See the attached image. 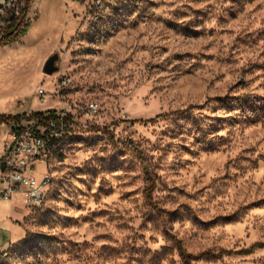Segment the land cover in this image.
Wrapping results in <instances>:
<instances>
[{
    "label": "rangeland",
    "instance_id": "374dc122",
    "mask_svg": "<svg viewBox=\"0 0 264 264\" xmlns=\"http://www.w3.org/2000/svg\"><path fill=\"white\" fill-rule=\"evenodd\" d=\"M27 3L28 32L0 47V115L75 116L27 172L54 181L0 230V264H264V0ZM18 12L0 0V28Z\"/></svg>",
    "mask_w": 264,
    "mask_h": 264
},
{
    "label": "built area",
    "instance_id": "2783aa9c",
    "mask_svg": "<svg viewBox=\"0 0 264 264\" xmlns=\"http://www.w3.org/2000/svg\"><path fill=\"white\" fill-rule=\"evenodd\" d=\"M3 6L15 8L19 0H2ZM65 86L67 81L63 80ZM59 89L61 84L58 85ZM36 94L41 104H47L53 94L38 87ZM59 94V93H57ZM56 95V94H55ZM25 101L21 102V106ZM87 116L98 114L96 105L90 104L82 109ZM75 114L66 111L44 112L40 119H33L30 125L11 124L9 139L5 141L0 162V203L22 195L29 210L45 206V196L49 193L54 176L47 171L40 179L27 176L35 171L39 163L47 164L52 152H61L62 135L70 133Z\"/></svg>",
    "mask_w": 264,
    "mask_h": 264
},
{
    "label": "trees",
    "instance_id": "16d2710c",
    "mask_svg": "<svg viewBox=\"0 0 264 264\" xmlns=\"http://www.w3.org/2000/svg\"><path fill=\"white\" fill-rule=\"evenodd\" d=\"M19 1H20V3H18V5L14 8V9H17L19 11L18 16L16 17V24H14L13 26H10L4 30L0 28V32L2 34V37L0 39V47L7 46V45L12 44L15 41H17L20 37L24 36L28 32V30L31 26L29 22L24 23V21L27 17V14H28V9H29V5L27 3V0H26V2H25V0H19ZM21 1L25 2V4H22ZM23 24H24V26L22 27L21 30H19L17 28V26L23 25ZM47 112L54 113L55 110L47 111ZM43 114H44V112L35 114L34 119H40L43 116ZM19 119H20L19 116L0 115V121L5 122V123L19 125L20 124ZM5 238H6L5 233H2L0 231V241H1L0 244L2 243L3 240H5ZM181 254H182L183 259L186 262L190 263V261H189L190 254L185 252V250H183V249L181 250Z\"/></svg>",
    "mask_w": 264,
    "mask_h": 264
},
{
    "label": "crops",
    "instance_id": "0c3cea01",
    "mask_svg": "<svg viewBox=\"0 0 264 264\" xmlns=\"http://www.w3.org/2000/svg\"><path fill=\"white\" fill-rule=\"evenodd\" d=\"M10 133H11V124L0 121V162L2 161V154H3V150H4L5 141H7L9 139L8 137H9ZM46 172L47 171H45V173ZM43 175L41 177H43ZM22 198H23L22 195H15L11 200L0 203V205H2V203H4L3 204L4 207H8V206L14 205V204L16 205V208H14L12 210L10 215H6L4 217L0 216V230L5 229V227L9 223V218H11V216H13L15 213H17V211H16L17 208H23V209L27 210L26 200H25L23 205L16 204V202L17 201L20 202L22 200ZM3 219H4V221H1ZM6 242H7V240L5 238V240H3L0 245L5 244Z\"/></svg>",
    "mask_w": 264,
    "mask_h": 264
},
{
    "label": "water",
    "instance_id": "95a60500",
    "mask_svg": "<svg viewBox=\"0 0 264 264\" xmlns=\"http://www.w3.org/2000/svg\"><path fill=\"white\" fill-rule=\"evenodd\" d=\"M59 59H60L59 54H55L51 56L48 59V61L45 63L44 72L48 75H52L56 73L59 70L58 66L56 65Z\"/></svg>",
    "mask_w": 264,
    "mask_h": 264
},
{
    "label": "bare ground",
    "instance_id": "6f19581e",
    "mask_svg": "<svg viewBox=\"0 0 264 264\" xmlns=\"http://www.w3.org/2000/svg\"><path fill=\"white\" fill-rule=\"evenodd\" d=\"M68 136H70V133H67V134L62 135V142H63ZM54 153H58V152H52V156H53ZM52 156H51V158H52Z\"/></svg>",
    "mask_w": 264,
    "mask_h": 264
}]
</instances>
